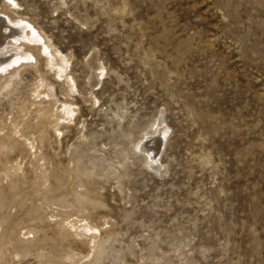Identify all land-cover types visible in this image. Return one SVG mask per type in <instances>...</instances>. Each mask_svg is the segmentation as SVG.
I'll return each instance as SVG.
<instances>
[{
  "label": "rangeland",
  "instance_id": "1",
  "mask_svg": "<svg viewBox=\"0 0 264 264\" xmlns=\"http://www.w3.org/2000/svg\"><path fill=\"white\" fill-rule=\"evenodd\" d=\"M12 2L13 21L68 60L75 91L41 55L0 95V130L29 111L24 130L46 160L20 143L7 155L25 179L0 187L6 263L86 264L88 244L60 227L50 192L108 241L103 264H264V0ZM39 78L71 109L57 131L36 119ZM77 168L83 187L69 180ZM73 188L92 201L85 211Z\"/></svg>",
  "mask_w": 264,
  "mask_h": 264
},
{
  "label": "bare ground",
  "instance_id": "2",
  "mask_svg": "<svg viewBox=\"0 0 264 264\" xmlns=\"http://www.w3.org/2000/svg\"><path fill=\"white\" fill-rule=\"evenodd\" d=\"M13 6H14V3L8 1V2L4 3V5L0 9V45L2 43H4V41L7 40L8 38H13V39L16 40L15 46L17 47V49H16V48H13L11 46V47H9L10 49H6L5 52H0V95L1 96L4 95L7 98H10L17 91L18 85L21 84L20 67L22 65L20 66V64H19L20 61L24 60L26 57H28L29 59L31 57L32 60H36L37 56L40 57L41 55L45 56L46 60L50 63V65H52L54 68L56 67L55 70H57V72H58L57 75L62 78L63 82L67 85L68 89L70 91H73L74 90V83H73V79L69 75V71H68L69 63H67L68 60H66V58L61 57L59 54L55 53L54 50L52 51V49H50L48 47L47 43L45 42V39L43 38L44 36L41 35L42 33L36 31L33 27H29L28 24L25 21H19V20L13 21L14 18L12 19L11 16L9 15L10 11L13 8ZM5 29L8 30V32H4ZM21 41L24 42V44L21 43ZM11 42H9V43H11ZM18 42L21 43L23 49L22 48L21 49L18 48L19 47V46H17ZM30 44H33V46H31ZM28 46H30V47H28ZM25 47L26 48L28 47L27 49L29 51ZM24 49L26 51H28V52H31V53L26 52ZM16 50L20 51L22 53L19 54L18 56L15 55L14 58L7 56V54L9 52H14ZM2 58L3 59L7 58L6 60L10 61V62L4 63ZM11 58H12L13 62L11 61ZM35 82L36 83H34L31 92H32L33 100H34L33 103H39L38 106H37L38 108L36 110V113H37V118L36 119H40L41 121L44 119V121H42V123L44 122L43 124H45L48 128H51V129H54V131H57L58 128H60L61 123L64 120H66L67 118H70L69 117V113L71 112V109L70 108L67 109L66 107L59 106L57 99L54 97L53 92H51L52 90L50 89V87H49V89L47 88L48 86H46V84H45L46 81L44 82V80L42 78H39V80L37 79V81H35ZM44 88L45 89L47 88L44 91V93H45V96L47 97V100H49V104L46 107H44L43 106L44 104L42 105L41 104L42 102L39 100L40 97H42V94H43L42 93V89L44 90ZM4 96L2 98H4ZM43 98H44V95H43ZM23 106H25V104ZM67 106H69V105H67ZM21 109H23V107ZM27 112L30 113L29 111H27ZM28 113H24V116H23V119H22L21 122H19L18 120H14V119H12L13 121L10 119L9 123L7 121L8 125H10L9 127H11V129L9 130L10 132H8L6 130L7 132L4 133V132H2L0 130V187L2 186L1 183H3V185H4V183L5 184H10L11 181L14 180V177H16L15 179H20V178L23 179L25 177V172H24V169L22 168V167H24L23 166L24 161L20 157L19 158L17 157L18 159L14 160L12 158H9L10 155H8L9 151L11 152V149L13 148V146L15 144L17 145V143H20L26 149V150L25 149L24 150L27 151L30 154V157L33 160L40 161V163H39L40 166L41 165L45 166L44 164H45L46 160L43 161V162H42V159L39 160L40 159L39 156H41V154H39L40 152L37 151L38 149L36 150V148H37L36 145L37 144H34V140H31L30 136L28 134H26L27 133L26 131L28 129L26 131L24 130V128L27 125V120L29 119V114ZM38 123L40 124V121ZM8 125L6 124L7 127H8ZM4 126H5V124H4ZM40 127H41V125H40ZM42 127H44V126H42ZM40 130L41 129H39V131ZM40 134H42L44 137L46 135L44 133V131H42ZM43 136H41V137H43ZM43 139L44 138H42V140ZM153 148L157 150L158 149V143L154 144ZM76 170L80 171L81 169L77 168ZM44 171H45V173H48L47 170H44ZM79 171H76L75 172L76 174L70 175L69 180L75 181L74 184L75 185L78 184L80 186L82 183L80 181L81 171L80 172ZM87 173L89 174V172H87ZM84 174L85 173H83V176H84ZM43 183H44V181H43ZM78 185H77V187H78ZM48 186L46 188H48ZM1 188H0V202L2 201V199H4L6 197V193L4 191H2ZM56 190H58V189H56ZM47 191L49 192L50 190H47ZM72 191H73V195L75 197V200L77 201L76 203L79 205L81 212L85 211L86 207L83 206V202H85V203L87 202V203H91L92 204V201L89 199L88 196H84L80 190H77V189L73 188ZM53 193L54 192H52V194ZM48 194H49V196H51V198H47V199H50L49 201L52 203V204H49V205H54L55 209H53V207H52V209L55 210L57 212V214H59L58 215L59 216L58 220L60 221V225H61L60 227L65 228L66 231H68V232L72 233L73 235L81 238V242H82V239H84L87 242L88 247H89L88 250L90 251V253H89V256L87 254L88 257H87V260H86V264H103V260L105 259L106 254H107V250H108V241H104V240H101L99 238V235H98L99 232H96L93 229V227L89 224L90 222L86 223V222H81L82 220L78 221L79 218H77V219L74 218V219H76L78 221L76 224L71 222V221H69L68 218H71V217L66 216V214L67 213L70 214L73 211L74 203L73 202H72L73 204L69 203L67 201V199L69 200V198H67V196L65 194H62L58 199H55L54 196L51 195L50 192ZM60 194L57 193V196L60 195ZM46 197H47V195H46ZM44 201L45 200H43V202ZM5 202H7V201H5ZM76 203H75V205H77ZM94 203H96V202H94ZM49 205L47 203V207ZM55 211H54V213H55ZM51 218H53V217H51ZM62 230H64V229H62ZM23 236L25 237V235H23ZM27 238H25V239H27ZM66 256H68V255H66ZM4 258L5 257H2L0 255V264H9V263H6ZM71 260H72V258H71ZM71 260L70 259H66V261L67 262L69 261V263L71 262ZM59 261H63V259L59 260Z\"/></svg>",
  "mask_w": 264,
  "mask_h": 264
},
{
  "label": "snow or ice",
  "instance_id": "3",
  "mask_svg": "<svg viewBox=\"0 0 264 264\" xmlns=\"http://www.w3.org/2000/svg\"><path fill=\"white\" fill-rule=\"evenodd\" d=\"M9 2H12V0H9Z\"/></svg>",
  "mask_w": 264,
  "mask_h": 264
}]
</instances>
